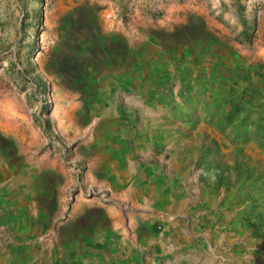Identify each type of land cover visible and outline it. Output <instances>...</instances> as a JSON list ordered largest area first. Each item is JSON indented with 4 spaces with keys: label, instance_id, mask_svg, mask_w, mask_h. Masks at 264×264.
Masks as SVG:
<instances>
[{
    "label": "rangeland",
    "instance_id": "1",
    "mask_svg": "<svg viewBox=\"0 0 264 264\" xmlns=\"http://www.w3.org/2000/svg\"><path fill=\"white\" fill-rule=\"evenodd\" d=\"M7 97L0 264H264V0H0Z\"/></svg>",
    "mask_w": 264,
    "mask_h": 264
},
{
    "label": "bare ground",
    "instance_id": "2",
    "mask_svg": "<svg viewBox=\"0 0 264 264\" xmlns=\"http://www.w3.org/2000/svg\"><path fill=\"white\" fill-rule=\"evenodd\" d=\"M17 104H19V101H16L13 98H8L5 102H3V104L1 103L0 126L16 127L18 123L24 120V115H22V112L19 113L17 110Z\"/></svg>",
    "mask_w": 264,
    "mask_h": 264
},
{
    "label": "crops",
    "instance_id": "3",
    "mask_svg": "<svg viewBox=\"0 0 264 264\" xmlns=\"http://www.w3.org/2000/svg\"><path fill=\"white\" fill-rule=\"evenodd\" d=\"M132 162L130 160H127L126 162V157H121L119 156V161L117 162V164L119 166H127V165H130ZM134 178H131L130 180H133Z\"/></svg>",
    "mask_w": 264,
    "mask_h": 264
}]
</instances>
